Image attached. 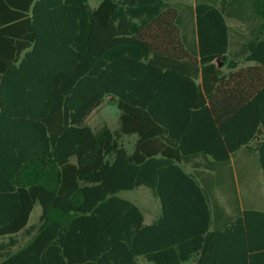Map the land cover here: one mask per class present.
Listing matches in <instances>:
<instances>
[{
	"label": "trees",
	"instance_id": "1",
	"mask_svg": "<svg viewBox=\"0 0 264 264\" xmlns=\"http://www.w3.org/2000/svg\"><path fill=\"white\" fill-rule=\"evenodd\" d=\"M181 14L167 0H0V264H264V211L211 228L182 166L253 143L264 171V0ZM230 16L255 21L237 50ZM108 97L117 126H91ZM142 185L160 203L151 223L120 195Z\"/></svg>",
	"mask_w": 264,
	"mask_h": 264
},
{
	"label": "crops",
	"instance_id": "2",
	"mask_svg": "<svg viewBox=\"0 0 264 264\" xmlns=\"http://www.w3.org/2000/svg\"><path fill=\"white\" fill-rule=\"evenodd\" d=\"M179 10L186 21L187 18L185 14L181 9ZM191 13L192 10L190 11V16ZM181 28H183L184 32L188 30L189 38H191L189 43L195 44L193 39L194 25L191 19L188 25L189 29H187V24L185 23L184 25H181ZM214 61L216 65L221 67L224 71L228 70L223 64L224 58L217 57ZM123 141L129 151H132L137 142V136L135 134L126 135L124 136ZM250 146L252 148L242 146L230 155L228 162L224 163L216 161L207 154H195L194 156H191L188 159H183L182 161L184 169L195 177L198 184L203 188L208 196L212 217L211 228L226 225L230 218L233 217L238 210L244 208H254L264 211V171L260 164L259 154L253 148V143H251ZM145 150L154 151L155 149L151 145H148ZM125 191L132 190H124L121 192ZM135 203L137 204V202ZM36 206L37 205H35L34 208ZM140 208L142 209L141 206ZM159 208L160 203L156 213L150 217L147 216V213L142 209L145 223H151L157 217L160 211ZM146 219L149 220L147 221ZM141 264L153 263L142 259ZM185 264L193 263L189 261Z\"/></svg>",
	"mask_w": 264,
	"mask_h": 264
},
{
	"label": "rangeland",
	"instance_id": "3",
	"mask_svg": "<svg viewBox=\"0 0 264 264\" xmlns=\"http://www.w3.org/2000/svg\"><path fill=\"white\" fill-rule=\"evenodd\" d=\"M99 0H90L91 5H96ZM172 5L176 6L177 8L181 9L185 14L186 18L189 17L190 11L195 3V0H167ZM228 23L232 27V43H231V50H237L240 48L242 41L244 40V36L249 35V28L255 22L254 18H246V19H239L233 16L227 18ZM119 117V109L117 107L115 98L108 97L106 101H104L98 108H96L92 114L88 118V123L91 126L97 127L101 125L103 122H106L111 127H115L118 123ZM120 195L130 198L137 202L142 209L147 213V216H152L156 213V210L159 207V201L155 198L150 190V188L146 186H141L132 191H125L121 192ZM157 207V208H156ZM40 213V206H37L33 209L31 213L30 223L36 222L38 219V215ZM147 221L149 219H146ZM7 237H0V243L7 241ZM27 237L23 235L18 236L19 245L22 244ZM18 245L12 247L11 249L14 250L17 248Z\"/></svg>",
	"mask_w": 264,
	"mask_h": 264
}]
</instances>
